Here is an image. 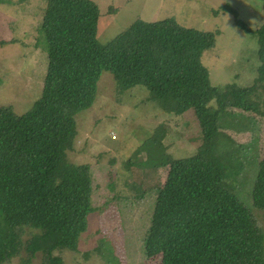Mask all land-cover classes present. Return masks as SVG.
<instances>
[{
	"label": "trees",
	"instance_id": "obj_1",
	"mask_svg": "<svg viewBox=\"0 0 264 264\" xmlns=\"http://www.w3.org/2000/svg\"><path fill=\"white\" fill-rule=\"evenodd\" d=\"M258 37L257 76L247 87L211 83L203 53L216 32L172 18L135 20L107 43L97 38L93 0H46L41 29L47 69L40 96L22 114L0 106V264L41 253L40 264H64L56 250L76 251L94 211L90 166L69 161L76 115L93 104L103 71L116 90L145 87L171 115L192 110L200 127L194 154L171 158L145 236V255L161 264H264V233L250 208L224 185L220 117L236 109L264 117V0ZM237 16L234 8L221 6ZM217 13V12H216ZM237 24L245 28L236 17ZM6 41L0 39V45ZM166 128L161 127L159 137ZM163 146V145H161ZM264 211V158L251 192ZM29 229V230H28Z\"/></svg>",
	"mask_w": 264,
	"mask_h": 264
},
{
	"label": "rangeland",
	"instance_id": "obj_2",
	"mask_svg": "<svg viewBox=\"0 0 264 264\" xmlns=\"http://www.w3.org/2000/svg\"><path fill=\"white\" fill-rule=\"evenodd\" d=\"M100 17L97 38L107 43L135 20L172 18L180 25L216 32L215 45L202 62L212 84L251 85L259 60L256 30L263 21L260 0H93ZM46 0H0V106L22 114L40 96L47 69V44L41 29ZM234 8L237 16L221 6ZM217 12V13H216ZM237 20L251 29L244 31ZM112 75L103 71L96 98L76 115L77 135L69 161L90 166L94 211L76 251L56 250L64 264H161L147 258L145 236L157 193L171 158L195 153L200 127L192 110L163 111L140 85L118 93ZM264 96V95H263ZM264 108V107H262ZM216 155L223 162L224 185L254 213L264 233V211L253 207L251 192L258 162L264 158V117L239 110L220 117ZM161 127L165 136L159 137ZM163 145V146H161ZM29 230V229H28ZM26 254L10 264H25ZM37 253L28 264H40Z\"/></svg>",
	"mask_w": 264,
	"mask_h": 264
}]
</instances>
